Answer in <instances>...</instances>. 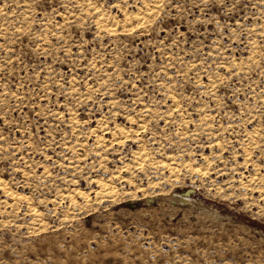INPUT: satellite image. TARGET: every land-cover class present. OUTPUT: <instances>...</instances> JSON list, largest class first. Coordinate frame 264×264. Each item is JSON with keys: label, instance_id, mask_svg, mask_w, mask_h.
<instances>
[{"label": "rangeland", "instance_id": "1", "mask_svg": "<svg viewBox=\"0 0 264 264\" xmlns=\"http://www.w3.org/2000/svg\"><path fill=\"white\" fill-rule=\"evenodd\" d=\"M104 2L99 0L97 7ZM142 2L147 0H127L125 10L113 7L120 0H111L110 10L101 12V22L98 17L89 19L86 8L75 13L69 9L68 15L57 9V16L52 17L50 9L46 14L34 6V0H0V45H4L0 47V136L4 137L0 140V179L7 185L0 186V245L8 246L13 264L17 260L20 264H46L48 257L53 258V264L57 259L60 264H66V258L78 259L80 264L92 258L109 260L111 264H115L117 259L121 264H135L137 259L141 264H148L149 259L151 264H160L161 261L163 264H219L218 257L224 259L225 264H231L232 260L235 264H261L259 244L264 236V220L260 219V215L264 212V203H261L258 185L254 188L250 182L249 169L243 167L244 156L250 152L255 153L259 162V149L252 145L264 143V132L260 131V114L264 112V96L261 95L264 90V64L261 63L264 9L259 7L260 0H248V8L237 9L232 14L233 18L228 20L224 19L222 12L212 11L205 15L196 0V7L189 8L183 23L175 29L176 33H184L183 41L164 49L163 57L159 41L167 44L172 41L168 39V29L162 24L156 26L162 30L159 33L148 29L125 38L124 30L135 27V13L146 16L149 11H141ZM252 4L257 7L252 9ZM125 17H129L128 23H124ZM189 17L193 20L199 17L201 21L215 17V20L232 27L228 32L223 28L217 29L214 20L191 25L193 30H189ZM65 20L72 22V28L57 29L56 24L63 26ZM82 26H87L90 31L83 32ZM169 27L172 25L169 24ZM105 28H108L107 32ZM17 29L20 31L17 32ZM73 29L81 32L88 41L100 32V39L91 45L83 58L79 55L81 47L73 41L71 47L76 58L65 60L63 51L58 49L69 42ZM233 30L235 36L230 38L229 32ZM209 55L211 58L201 70L200 61L194 57ZM172 57L177 59L173 61ZM181 61L185 65L182 71L191 80L185 85L187 91L183 95L192 98L191 106L184 104L183 107L187 112H196L197 120L207 116L209 127L199 129L196 124L187 125L198 132L200 138L195 145L187 137L186 143L178 141L183 150L180 158H177V151L167 150L163 139L156 137L157 151L152 160L158 167L149 164L143 172L136 169L135 177L132 170L120 172L122 179L115 181L103 174L94 175L93 165L100 168L103 164L108 169V177H111L116 175L114 169L127 168L130 163L135 164V160L123 159L119 150L109 151L106 163L93 159L97 151L101 157L105 155L103 148L93 147L98 142L96 136H82L79 130L73 133L72 129L76 127L73 121L88 120L95 128L96 122L106 117L109 111L114 114L119 112L114 121L105 120V123L111 128H115L117 123L120 126L127 124L139 132V122L132 125L127 117L132 115V119L136 120L143 108L151 106L150 101L160 99L163 90L159 89V81L152 84L151 88L156 91L153 97L152 92L144 87L149 83L148 78L140 84L136 79L130 80V77L146 76L149 69L155 75L162 64L170 62L173 63V71H181ZM90 64L95 67H90ZM189 64H195L196 68L189 70ZM232 68H235V73ZM209 69L212 71L209 72ZM173 71H169V75H173ZM208 75H212V82L217 83L215 95L203 96L205 89L193 91L197 89L198 80L211 89ZM225 75L232 79L220 85L216 77L224 79ZM73 76L76 77V84L70 87L76 88L75 99L67 96L70 88L63 87ZM117 78L121 83H109ZM124 81L129 83L125 85ZM89 84L99 92L92 94L91 102L85 103L90 94ZM133 85L137 86L133 88ZM146 91L148 100L143 104L137 103V97L144 100ZM66 96L72 100V104L67 106L71 109L68 114L72 119L61 122L58 113L66 111ZM101 98L104 99L103 104ZM113 98L115 104L112 103ZM168 103L170 101L164 104L165 108ZM200 109L204 110L203 114H199ZM48 112L57 115L49 116ZM152 112L155 113L156 109L153 108ZM253 117L255 122L249 127L246 121H251ZM148 119L152 120V116ZM184 119L192 120L193 116H185ZM160 127L163 130L164 125ZM179 127L177 121L176 127L171 129L173 135ZM252 132L256 135L249 136ZM217 133L221 140L226 138L233 149L227 153L225 160L240 153L235 161L227 164L230 169L235 163L236 173L228 175L223 162L209 169L207 178L189 172L183 166L189 162V154L192 161L202 160L204 155L210 156L213 149L206 145L210 140L215 142ZM97 135L105 136L104 148L112 141L108 131ZM130 135L131 139L124 146L129 156L134 151H143L144 147H152L147 145V138L143 143H136L135 134ZM149 136H152L151 132ZM180 136L184 137L183 131ZM49 144L55 147H48ZM78 144L84 147H78ZM37 148L43 151H35ZM73 148L88 157L86 164L74 156ZM44 156L51 157L57 167L53 178L59 177L56 187L61 192L67 196L70 192L80 191L87 197V200L72 197L79 207H73L72 199H68L57 208L52 204L55 198L53 191L46 199L57 214L56 220L51 216L37 218L30 212L27 202L19 204L20 196L30 195L21 179L23 171H27L30 164L34 167L41 164ZM5 161L11 166L6 175L3 172ZM61 163L64 168L59 167ZM165 164L168 166L164 167ZM200 166L199 162L193 164V167ZM44 167L52 171L48 164H43L37 172L42 173ZM77 167L85 170L79 172ZM18 169H23L20 175H16ZM251 175L257 173L252 171ZM76 176L80 177L77 184H71ZM85 177H90L91 183ZM13 180L21 183H9ZM94 180L96 182H92ZM98 180L109 184L108 192L97 186ZM241 180L248 184L244 191L240 190ZM225 181L232 182L230 191ZM51 185L52 181H49V187ZM35 186L33 183L32 187ZM218 188H223L224 194L218 195ZM8 192L13 193L15 199L7 195ZM38 211L44 212V208L38 207ZM54 246H63L64 256L54 255ZM100 249L104 252L96 255ZM3 252L4 249L0 251V260L7 261L8 257Z\"/></svg>", "mask_w": 264, "mask_h": 264}, {"label": "snow or ice", "instance_id": "2", "mask_svg": "<svg viewBox=\"0 0 264 264\" xmlns=\"http://www.w3.org/2000/svg\"><path fill=\"white\" fill-rule=\"evenodd\" d=\"M200 8L202 13L207 15L209 12L215 11V12H222L224 13V19H232V14L237 11V9L248 8V0H198ZM97 3H99V0H83V2H77V0H34V6L43 10L46 14L49 13V9L51 10L50 15L52 17L57 16V9H60L64 15H68V10L72 9L73 12L77 11H83L85 8L88 10V18L93 19L94 17H100L101 12L103 11H109V4L111 3V0H105L104 4L100 7H97ZM55 5V7H53ZM115 8H121V9H127L128 4L127 0H120V3L114 5ZM196 7V0H147V2L140 3L141 11L148 9L146 16L145 15H137L133 23H135V27L126 28L124 30L125 38L128 36H136L138 32H145L148 29H151L153 32H161L162 30L157 25H163L164 28L168 29L169 36L168 39L172 41L171 44H167L165 41H159L161 45V57H163V51L166 48H171L176 45H178L181 41H183L184 33L179 32L176 33L175 29L179 24L183 23L185 13L188 12L189 8H195ZM257 7L256 4H252L251 8L255 9ZM259 7L261 9H264V0H260ZM2 10V9H0ZM94 10V12H93ZM170 18V19H166ZM176 17H179L180 19L177 20ZM73 19H76L75 16H73ZM103 19V17H101ZM247 20V17H245ZM215 17H209L206 21H201L199 17L196 19H190L189 17V30H193L191 28V25H200L202 23H207L214 21ZM143 21V22H141ZM119 22V21H117ZM129 22V17H125L124 23ZM217 29L223 28L225 32H228L229 29L232 27L230 24L227 23H221L218 20H215ZM169 24L172 25V27H169ZM237 24H239V20L237 18ZM98 26V25H97ZM62 27L72 28V22L69 20H65V24L62 26L59 23L56 24V28L60 29ZM81 30L85 33L89 32L90 29L87 26H82ZM20 30L17 29V32ZM108 30L105 29V32ZM113 35H116L115 31H113ZM230 38L235 36V31L229 32ZM59 39V37H58ZM100 39V32H97L96 35L92 38V41H88L85 39V36L81 34V32L76 31L73 29V35L70 37L69 42L62 46L61 49L63 51L64 59L68 60L69 58H72L75 60V56L73 55V49L71 47V43L73 41L76 42L77 46L81 47V52L79 53L80 57L83 58L84 53L88 51V49L91 47L93 43H95L96 40ZM151 39V37H149ZM261 39L264 40V33H261ZM135 41H133L134 43ZM185 46H187L186 41H184ZM0 47H4V45H0ZM193 51H197L195 47L193 48ZM95 53V50H93ZM11 54V53H10ZM14 55V54H13ZM219 55V53H217ZM211 56L208 57H194V59H198L200 61L201 70H203V65L207 63V60L210 59ZM145 60L147 57L144 58ZM176 57H172V60H176ZM187 59V57H185ZM261 63L264 64V51L261 52ZM90 67H95L93 64L89 65ZM173 63L168 64H162L160 66V71L155 73V75L152 74V70L149 69V72L146 74V76H137V77H130L131 79H136L139 81L140 84L144 83L145 78L149 79L148 85H145V89L147 91H151L153 94V97L156 95V91H154L151 88V85L159 81V89H162V95L159 100L153 99L150 101V107L143 108L141 113L137 114V119L133 120L132 115H129L127 117L128 122H130L132 125H136L137 122H139L140 130L139 132H135L134 128H129L127 124L124 126H120V124L117 123L115 128H111L108 123H105V120L108 121H114L117 115H120L119 112L112 113L109 111L108 115L101 120L97 121V127L92 128L88 120H74L73 123L76 125L72 129L73 133H75L77 130L81 132V135H87V136H96L97 138V144L93 147L96 148H103L105 155L101 157V154L99 151L95 152L93 159L96 160H103L105 163L108 160L107 153L109 151L116 152L117 150L120 151L122 154L123 159H128L129 161L135 160V164L130 163L127 168H119L114 169L113 171L116 172V175L108 177V169L104 167L103 164H101L100 168H96L95 165L92 166V172L94 175L100 176L103 174L104 177H107L110 180H119L122 179V177L119 175L120 172H127L129 170H132V175L135 177L136 175V169H139L141 172H143L146 168V165L151 164L153 167H158V165L153 163L152 156L157 151L155 145L157 143L156 137H161L163 139L164 148H166L169 151H177L178 156L177 158H180L183 156V150L180 148L179 142L186 143L185 137L187 139H190L192 144L195 145L197 139L200 138L198 132H194L192 129L188 128L187 125L189 124H196L199 129H203L205 127H209L207 125L208 117L204 116L202 119H195L197 113L196 112H187L185 111L183 105L188 104L191 106L192 104V98L186 97L183 95V92L187 91L186 84H190L191 80L188 79L187 73H184L182 69L185 67L184 62H180V68L181 71H173ZM189 70H194L196 68L195 64H189L188 65ZM131 71V70H129ZM138 71V70H137ZM169 71H173V75H169ZM209 72L212 70L209 69ZM233 73H235V68H232ZM264 75V74H262ZM208 81L211 84V89H208L207 86L203 83V81H197V89H194L193 91H196L198 89H205V91L202 93L203 96H214L215 91L217 89V83H213V76L208 75ZM232 77H229L225 75L224 79H220L219 77H216L217 82L220 85L224 84L225 80H231ZM59 83V81L57 82ZM109 83L118 84L121 83V80L117 78L115 81H109ZM129 83V81H124V84L126 85ZM76 84V77L73 76L72 80L69 83H66L63 85L65 88H70V91L67 93V96H72L73 99H75V93L76 88L70 87L71 85ZM137 85H133V88H135ZM166 86V87H165ZM88 88L90 90V94L86 97L84 100L85 103L92 101V94H98V89H92V86L89 84ZM158 89V90H159ZM121 91H123V88H121ZM147 91L144 93V100H140L139 97H137V103L143 104L145 101L148 100ZM261 95L264 96V90L261 91ZM67 96L65 97V106L66 111H61L58 113V117L63 122L64 120H70L72 119V116H70L68 113L71 112V109L68 108V105L72 104V100L67 99ZM179 97V98H178ZM170 101L168 103V107L165 108L164 104L166 102ZM104 103V99L101 98V104ZM113 104H115V99L113 98ZM111 107V105H110ZM155 108L156 112L153 113L152 109ZM203 109L198 110L199 114H203ZM47 115L53 116L57 115L51 112H48ZM72 115H75V113H72ZM193 116L192 120H185V116ZM261 122H260V131L264 132V112L261 114ZM149 116H152V120H149ZM167 117V119H165ZM147 121V122H146ZM158 121V123H156ZM179 121L180 127L177 129V132L175 135L172 134L171 129L173 127H176V123ZM255 122V117L251 119V121H246L248 123L249 127H251V124ZM160 125H164L163 130H161ZM105 131H108L112 135V141L107 144V147L104 148V142H105V136L104 135H97V133H103ZM184 132V137L180 136V132ZM227 131V130H225ZM149 132L152 133V136H149ZM130 134H135L136 136V143H143L145 142L147 145L152 146L144 147L143 151H134L131 153V155H128V149L124 147L128 141L131 139ZM249 136L256 135L255 132L249 133ZM4 137L0 136V140H3ZM179 141V142H178ZM78 147L83 148L84 145H77ZM205 145H202V147ZM207 147H210L213 149L212 154L204 155L202 160L199 161H192L190 159L191 154H189V162L187 164H184L183 166L188 169L189 172L196 173L197 175H202V177L207 178L209 176V169H214L216 163L223 162L225 164V171L228 175H233L236 173V165L233 163L232 168H227L228 163H232L235 161L236 156H239L240 153H235L233 156L229 157L227 160H225V156L228 152H232L233 149L230 146L229 141L225 138L223 140L220 139L219 133H217V136L215 138V142L213 143L211 140L207 143ZM48 147L54 148V144H49ZM67 147V145H65ZM253 148L259 149L260 157L259 162L257 163V160L255 158V153L250 152L247 155L244 156L245 163L243 165L244 168L249 169V178L252 186L255 188L257 185L259 186V191L261 192V203H264V143L259 145H252ZM35 151H43L42 148H37ZM74 156L87 163L88 157L83 156L82 153H77L76 149H71ZM199 151V149H197ZM62 155V154H61ZM161 155H163V152L161 150ZM122 162V161H121ZM199 162L201 164L200 167H193V164ZM43 164H48L49 167L52 168V171H49L48 167L43 168L42 173L37 172V168L41 167ZM251 165V167H249ZM168 165L165 164L164 167H167ZM60 168H64L65 165L61 163L59 165ZM11 166L5 161V168L3 169L4 174L6 175L8 171H10ZM85 169L77 167V171L83 172ZM21 171L23 169H18L16 172V175H20ZM53 171H57V167L55 164L52 163L51 157L44 156L42 157L41 164L36 165L35 167L31 164L28 165L27 171H23L22 181L26 184L30 195H23L19 197V204L23 205L24 202H27L29 205L30 212L36 216L37 218H41L43 216H51L53 220L58 219L57 214L52 211L51 206L49 205L48 200L46 199L47 196H51L53 191H55V198L52 201V204H54L57 208H60L63 206L68 199H72L73 196L85 198L87 200L86 194L84 192L76 191V192H70L67 196L64 192H61L58 187H56V183L59 180V177H57L55 180L53 178ZM252 171H255L257 175H251ZM235 177H233L234 179ZM80 179V177L76 176L71 180V184H77V181ZM247 179V178H246ZM85 180L88 183H91L90 177H85ZM49 181H52V185L49 187ZM98 183L103 184V180H98ZM9 183H16L19 184L21 181H9ZM35 183V187H32V184ZM131 183V181H129ZM225 184L228 186L229 191L232 189L233 184L231 181H225ZM0 185L7 186L6 182L3 179H0ZM248 188V184L244 183V180H241L240 182V190L244 191ZM46 189V191H45ZM223 188H218V195L224 194ZM7 195L13 196L15 199V195L11 192H8ZM225 199H228L227 196H225ZM115 203V201H113ZM33 204H36L37 207H31ZM72 205L73 207H79L77 204V201L75 199H72ZM38 207H43L44 212L38 211ZM16 210H22V208H17ZM159 211V210H158ZM195 211V209H193ZM81 215H83V209L81 211ZM260 219L264 220V212L261 213ZM64 221H67V217H64ZM57 247L60 248L59 251H57ZM259 247L261 249V264H264V236H262ZM53 254L57 257L64 256V250L63 246H54ZM221 252L224 251L223 248L220 249ZM101 252H104V249H100L96 255H99ZM127 254V253H126ZM3 255L5 257H8L7 261H11V258L9 257V252L7 247L4 248ZM109 255L111 253L109 252ZM148 255V254H145ZM153 256L155 254H152ZM219 264H225V260L218 257ZM46 264H53V258L48 257L46 260ZM56 264H60L59 259H57ZM66 264H80L79 260L76 261L71 260L70 258H66ZM85 264H111L109 260H97L95 258L92 259H86ZM115 264H121V261L117 259L115 261ZM135 264H141L140 260H136ZM148 264H151V259H149ZM160 264H163L161 261ZM190 264V262H189ZM231 264H235V261L232 260Z\"/></svg>", "mask_w": 264, "mask_h": 264}, {"label": "bare ground", "instance_id": "3", "mask_svg": "<svg viewBox=\"0 0 264 264\" xmlns=\"http://www.w3.org/2000/svg\"><path fill=\"white\" fill-rule=\"evenodd\" d=\"M135 15L137 16V15H140V12H136L135 13ZM136 16H134V17H136ZM99 18V17H98ZM99 19H101V18H99ZM103 21V19H101V22ZM108 21V20H107ZM106 29V28H105ZM108 29V28H107ZM113 138V137H112ZM170 159V158H169ZM169 161V160H168ZM163 166V165H162ZM172 168V167H171ZM174 168V167H173ZM93 180V179H92ZM97 180V179H96ZM92 182H96L95 180L94 181H92ZM98 183V182H97ZM99 185H97V186H99L101 189H103L104 191H105V193H106V190H107V192H108V189H109V187H108V185L106 184V182L104 183L103 182V184H101V183H98ZM1 186V185H0ZM2 187V186H1ZM98 187V188H99ZM258 188H259V186H258ZM5 191H7V190H5ZM4 191V192H5ZM110 192H111V190H110ZM261 192L259 193V196L261 197Z\"/></svg>", "mask_w": 264, "mask_h": 264}, {"label": "clouds", "instance_id": "4", "mask_svg": "<svg viewBox=\"0 0 264 264\" xmlns=\"http://www.w3.org/2000/svg\"><path fill=\"white\" fill-rule=\"evenodd\" d=\"M5 247H8V246L6 244L5 245H0V251H3V249ZM0 264H13V262L12 261L9 262V261L0 260ZM14 264H20V262L17 260V261L14 262Z\"/></svg>", "mask_w": 264, "mask_h": 264}]
</instances>
